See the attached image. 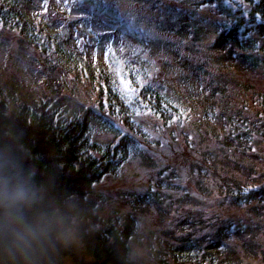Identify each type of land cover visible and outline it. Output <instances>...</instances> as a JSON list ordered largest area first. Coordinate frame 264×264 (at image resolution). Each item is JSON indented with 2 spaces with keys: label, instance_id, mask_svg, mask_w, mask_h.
I'll use <instances>...</instances> for the list:
<instances>
[{
  "label": "trees",
  "instance_id": "1",
  "mask_svg": "<svg viewBox=\"0 0 264 264\" xmlns=\"http://www.w3.org/2000/svg\"><path fill=\"white\" fill-rule=\"evenodd\" d=\"M71 2L80 4L92 26L107 25L109 34L118 37L117 43L109 46L114 54L109 52L105 62L78 55L69 29L60 33L53 22L32 18L27 9L29 0H0V26L17 30L22 40L38 50L46 37L41 53L47 66L60 63L66 77L74 73L75 82L82 83V88L89 82L86 88L92 97L78 102L62 88H51L43 96L29 95L22 85L0 78V149L11 151L38 191L40 202L34 207L40 218L36 222L43 223L55 212L66 224L63 238L53 231L35 264H59L60 260L63 264L67 256L73 264H254L261 246L254 239L256 232L264 229V215H260L264 185L237 182L232 173L220 176L218 166L212 160L209 163V153H205V165L201 161L188 167L187 154L182 150H190V134L182 133L186 141L181 144L178 135L182 124L193 125L201 133L208 129L214 135L211 138L220 142L217 127H208L207 122L222 123L223 148L245 156L256 155L261 147L249 144L247 129L242 134L240 125H223L224 119L239 124L245 119L223 107L222 114L212 107H201L184 87L186 70L178 72V82L170 71L176 62L182 68L190 65L189 71L206 86V94L201 91V95L208 96L212 104L219 99L232 102V94L220 83L219 75L237 69L246 79L250 72L264 68V54L259 55L264 42L260 45L257 40L264 39V0ZM145 9L151 13L146 14ZM198 47L217 54L192 59ZM163 71L167 72L160 75ZM156 79L159 81L154 82ZM237 89L242 104H248L247 96H252L255 108L262 103L253 83L246 82ZM102 109L109 119L103 117ZM192 112L197 115L186 116ZM95 122L103 123V130L109 134L115 130L114 137L99 140ZM258 123L264 126L261 120L255 121ZM258 133L264 135L260 129ZM134 165L137 170L130 176L139 178L119 191L116 204L111 203L110 195L97 187L106 179L121 183L128 174L127 167ZM211 170L219 175L213 176ZM183 177L196 180L197 191L206 197L205 209L194 212L191 208L186 213L195 196L180 183ZM215 186L211 193L222 195L221 203L211 197ZM256 203L261 207L256 212L249 210ZM233 212L259 217L232 222L225 217ZM159 214L178 220V246L164 241L162 235L168 233L148 228L151 223L147 219L158 221ZM72 232L81 253L71 249ZM236 239L245 250L242 257L228 243ZM139 250H145L144 260L138 256ZM258 258L257 262L264 264V257ZM0 264L14 262L0 256Z\"/></svg>",
  "mask_w": 264,
  "mask_h": 264
},
{
  "label": "rangeland",
  "instance_id": "2",
  "mask_svg": "<svg viewBox=\"0 0 264 264\" xmlns=\"http://www.w3.org/2000/svg\"><path fill=\"white\" fill-rule=\"evenodd\" d=\"M70 0H33L32 2L27 5L28 12L31 13L32 18L36 17L39 19H43L45 17L46 20H49V18H54V21L57 22L58 26L62 25V22L67 20L69 17L64 16H58L56 15V9H59V11L67 10L68 9V2ZM238 1V0H237ZM139 4V3H138ZM137 4V7H138ZM133 8L136 9L134 6V3L131 4ZM146 12V9H145ZM151 12H146V14H150ZM202 15L205 16V12L202 13ZM48 17V18H47ZM71 21H68V24H70ZM150 25H152V21L149 22ZM56 27V26H54ZM58 28V27H56ZM73 29V28H71ZM76 29L79 31H76ZM194 27L192 26V30ZM109 27L106 25V27L101 25H95L91 26L86 19L82 18L81 21L77 20L76 25L74 26V34L75 39L74 43L85 45V51L87 56L98 57L101 60H104L106 53L108 55L109 52L114 54V51L112 49V46L107 48L110 43H117L118 37L116 35L109 34ZM94 31V32H92ZM92 32L94 35L92 39H88L89 33ZM43 36H47L48 34L42 33ZM98 35L101 37L102 40L98 39ZM161 33H159V36ZM72 36L73 32H72ZM158 36V37H159ZM46 37H43V39L39 42V45L41 46V49L36 50L35 48H39L37 46L33 47L32 45H28L24 40H22L19 32L17 30H14L12 28H8L4 25L0 26V78L1 80H12L15 81V83L22 85L23 92L29 95H41L43 96L46 92H49L52 89L58 90L62 88L64 91L72 96H76V100L78 102L80 101H86L91 97V95L88 94L87 88L90 87V83L88 82V86H84L82 88V83H76V75L73 73H68V77H66L65 73H61L60 68L56 67L54 68L52 65L50 67L45 66L43 63L45 61V57L42 56L41 51L43 50L44 42L43 40ZM260 45H263L264 39L258 38ZM83 41V42H82ZM85 41V42H84ZM86 43V44H85ZM108 51V52H107ZM261 54H264V50L260 49ZM216 55L217 53L215 51H210L208 48H197L193 51L191 54V58L193 59L194 56L199 57H210V55ZM57 57V56H56ZM194 64L197 63V61L192 60ZM171 75L174 74L175 76L173 79H176L178 82V78L176 75H178V72L180 70H186L184 71V82L186 84L184 85L185 88L188 90V94H192L195 96V102L198 103L201 107H212L213 110L218 113L222 114L223 111L221 107L226 108L228 112H231L232 114H237L242 119H245V123L239 124L236 120H227L223 122V125H240L241 133L243 134V129H247L250 134L249 144L250 145H260L261 149H257L256 155L254 153L252 154H245V156L239 154L240 151L235 154L233 152L228 151L226 148H223L222 146L225 145L221 142V134H220V127H222V123H208V127H212L213 125L216 126V132L218 134V139L220 142L214 141L211 136H214L211 134V132L208 129H204V132L201 133L197 130L196 126L193 125H184L180 127V130L182 131L178 136L180 138L179 143H183L186 141L185 137L182 135V133H188L190 134L189 141L192 143V146H194V151L188 150L187 148H183L182 152L186 155V159H188V167L189 164L193 162H204L205 159V153H209V159L211 163L212 162L218 166V172L220 173V176L226 175L227 173H232L233 177H238V181L240 183H244L245 181L249 182L252 186H262L264 185V135H260L258 133V130H262L264 132V126L261 124H255L256 120H261V122L264 124V68L257 69L253 72H250L248 74V77L245 79L244 76H240L238 74V70H234L230 73H221L219 75L220 83H222L227 91L232 94V102L224 101L222 102L221 99L217 100L214 104H212L209 100L208 96H204L200 94L202 91L206 94V86H202V83L198 82L197 77L192 74L189 69L191 68L190 65H188L185 68L180 67L178 62L174 63L172 66ZM211 69H209L210 71ZM167 71H163L160 73V75H163ZM81 78V77H80ZM181 78V79H182ZM81 80H83L81 78ZM169 80V79H168ZM159 81L158 79L154 80ZM5 82V81H4ZM87 83L85 80L83 83ZM211 82V80H210ZM246 82H251L255 85L256 89L260 91V98L258 101H262L260 105H257V108L253 106L252 103V96L245 97L248 104H242L241 99L238 94V89L241 85H245ZM207 84H209V80L207 81ZM206 84V85H207ZM48 87V88H47ZM75 90H71L72 88H75ZM97 87L100 88V85L98 84ZM95 88L98 90V88ZM49 95V94H48ZM262 95V96H261ZM103 117L109 119L108 112H106L105 109H102ZM258 112V116H257ZM260 113V114H259ZM197 115L195 112L190 113L186 116H193ZM156 119V117H154ZM113 122L116 123L115 119H113ZM96 123V131L95 135L99 140L107 141L114 137L115 130L111 131V134L107 133L103 129L106 127L103 123L95 122ZM189 128V130H187ZM202 128V127H201ZM245 137L241 139L243 145H245ZM227 142V141H226ZM218 145L219 147H217ZM228 145V144H226ZM236 145V144H234ZM222 147V148H221ZM155 152L157 151V148L154 149ZM194 153H192V152ZM181 161V160H179ZM206 163L204 162L203 165ZM157 165V164H156ZM234 167L237 169H234ZM239 169V171H238ZM128 174L125 177V180L121 183L111 181L109 179H106L104 183L101 186H98L97 189L102 190L104 192H107L111 197V203H115V201L118 199V193L121 189H123L125 186H127L128 183H135L137 181L136 178H139L137 176L131 177L130 174H132L134 171L137 170L136 166H129L127 167ZM186 170V169H185ZM217 171H212L211 173L213 176L217 177L218 174ZM189 175V174H188ZM147 183V180H146ZM184 187H189L194 194V198L191 201V204L189 205V209L186 211V213L191 212V208L194 212H197L198 209H205L206 208V197L202 196L199 191L196 189V180L193 177L185 178L180 182ZM231 183V182H230ZM206 184V180L204 179L203 186ZM209 186L213 187L212 184L209 183ZM205 187V186H204ZM202 188V190L204 189ZM217 186H215L214 189L210 190V193L213 191H216ZM211 197H215L216 200H219V203L222 202V195L214 196V194L211 193ZM116 204V203H115ZM261 207L258 203H256L253 206H249V210L257 211ZM185 213V214H186ZM264 215V210L261 209L260 215ZM152 217V216H151ZM249 217H256L258 219V215H252ZM140 218H145L143 215H141ZM158 221L152 218H148L147 222L151 223V226L149 225L148 228L156 229L159 234L162 233H168V236H163L164 241L170 242L173 246H178L181 243V238L178 236L179 229L176 226L178 220L171 221V218H165L164 216L160 215L157 217ZM227 219H229L232 222H238L243 221L242 213L233 212L230 214V216L226 215ZM157 226H154V225ZM155 230V231H156ZM177 233H176V231ZM71 238H73L74 243L71 244V249L73 252L81 253L82 247L78 245L76 240V235L72 232ZM177 238V239H176ZM256 239L259 241L261 245L262 251H264V231L262 229L258 230L256 232ZM73 242V241H72ZM233 248L238 250L239 255L242 257L245 254V250L242 246V242L240 240H233L231 242H228ZM145 250H139L138 256L142 258L143 260L146 258L144 254H142ZM247 256H250V253H247ZM259 258H256L254 260V264H260L257 261ZM63 264H73L72 260L70 258H65Z\"/></svg>",
  "mask_w": 264,
  "mask_h": 264
},
{
  "label": "clouds",
  "instance_id": "3",
  "mask_svg": "<svg viewBox=\"0 0 264 264\" xmlns=\"http://www.w3.org/2000/svg\"><path fill=\"white\" fill-rule=\"evenodd\" d=\"M39 202L31 178L23 174L10 150L0 149V256L10 258L14 264L17 260L35 264L52 232L56 231L58 237L63 238L66 231L63 217L55 212L43 223L36 222L40 213L34 206ZM243 214L245 212L243 219L254 218ZM263 253L260 246L257 258H263Z\"/></svg>",
  "mask_w": 264,
  "mask_h": 264
},
{
  "label": "bare ground",
  "instance_id": "4",
  "mask_svg": "<svg viewBox=\"0 0 264 264\" xmlns=\"http://www.w3.org/2000/svg\"><path fill=\"white\" fill-rule=\"evenodd\" d=\"M33 0H29V3L30 2H32ZM68 9L67 10H62V11H59V9H56L55 11V13H56V15H58V16H64L65 18L66 17H69L67 20H65L64 22H62V25L61 26H58L57 25V22H55L54 21V18H49V20H46L45 19V17L43 18V20H44V22H46V23H51V22H53V23H51V24H53V27L54 26H56V27H58V28H56V27H54L55 29H57V30H59V32L61 33V32H63L65 29H69L71 32H73V35H74V37L72 36V41H71V44H73L74 46H75V51L78 53V55H82V56H84V57H87V58H90L91 60H94L95 58H98V57H93V58H91L90 56H87L88 54L86 53V51H85V45H81V44H76V43H74V39H75V34H74V26L76 25V22H77V20H79V21H81L82 20V18H84V19H86V21L90 24V22H89V16H87L86 15V13L83 11V10H81L80 9V4L78 3V4H72V2H71V0L68 2ZM48 18V17H47ZM68 21H71V23L70 24H68ZM91 25V24H90ZM98 25V24H97ZM92 26V25H91ZM95 26V25H94ZM93 27V26H92ZM71 28H73V29H71ZM76 31H78L77 29H76ZM92 32H94V31H92ZM92 32H90L89 33V35H88V39L90 40V39H92V37H93V33ZM78 33H79V31H78ZM56 39H58V38H56ZM98 39L99 40H102L101 39V37L98 35ZM83 42V41H82ZM85 42V41H84ZM86 44V43H85ZM111 45V43L108 45V47ZM107 47V48H108ZM36 49V48H35ZM36 50H38V49H36ZM64 52V47H61V49H60V54H62ZM87 54V55H86ZM58 57V56H57ZM53 59H55V58H53ZM101 60V59H100ZM107 60V53H106V56H105V58H104V60H101V61H103V62H105ZM45 66H47V64L45 63V61H44V63H43ZM61 66L62 65H60V63H58L54 68H56V67H58V68H60V71H61V73H63L64 72V70L61 68ZM66 258H70V257H66ZM62 263V261L60 260V262H59V264H61ZM73 263V262H72Z\"/></svg>",
  "mask_w": 264,
  "mask_h": 264
},
{
  "label": "snow or ice",
  "instance_id": "5",
  "mask_svg": "<svg viewBox=\"0 0 264 264\" xmlns=\"http://www.w3.org/2000/svg\"><path fill=\"white\" fill-rule=\"evenodd\" d=\"M45 3H46V0H45Z\"/></svg>",
  "mask_w": 264,
  "mask_h": 264
}]
</instances>
